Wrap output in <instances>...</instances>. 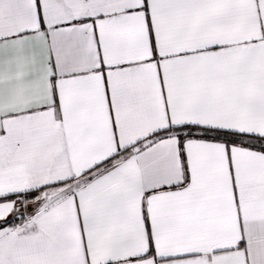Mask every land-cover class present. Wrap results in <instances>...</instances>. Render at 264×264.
<instances>
[{
  "label": "snow or ice",
  "instance_id": "snow-or-ice-1",
  "mask_svg": "<svg viewBox=\"0 0 264 264\" xmlns=\"http://www.w3.org/2000/svg\"><path fill=\"white\" fill-rule=\"evenodd\" d=\"M0 264H264V0H0Z\"/></svg>",
  "mask_w": 264,
  "mask_h": 264
}]
</instances>
